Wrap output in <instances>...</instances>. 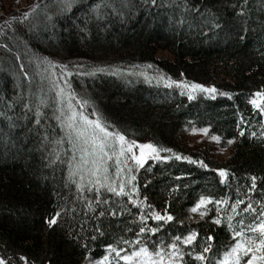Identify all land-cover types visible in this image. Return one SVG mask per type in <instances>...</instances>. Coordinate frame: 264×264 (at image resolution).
<instances>
[{
  "label": "trees",
  "instance_id": "16d2710c",
  "mask_svg": "<svg viewBox=\"0 0 264 264\" xmlns=\"http://www.w3.org/2000/svg\"><path fill=\"white\" fill-rule=\"evenodd\" d=\"M103 3L118 11L101 7L97 19L93 9ZM128 5L121 0H76L71 11L58 13L55 0H45L34 17L23 22L13 17L1 31L0 257H11L10 264H23L21 255L29 264H89L85 257L102 259L109 244L131 252L122 239L135 241L142 226L158 229L140 237L150 249L153 243L197 233L191 245H180L185 253L181 264H216L233 245L234 231L241 227L238 221L247 225L264 205V115L249 102L254 93L264 91V0H156V5L128 0ZM158 52L170 59L157 58ZM30 56L86 69L139 65L165 79L218 91L189 100L177 87L141 79L109 73L71 75L69 88L88 101L102 122L129 141L172 150L161 151L167 159L149 160L134 169L135 204L106 189H101L100 199L109 202L97 203L95 191L81 194L67 180L69 146L55 143L64 132L55 118L52 95L47 96L39 80H32ZM149 64L153 67L147 68ZM193 128H207L210 137H220L218 147L229 155L215 157L214 146L204 142L189 147L185 136ZM54 150L61 155L52 164ZM173 153L207 167L178 160ZM218 169L228 173L224 182ZM253 176L256 188L249 191ZM201 197L212 203L204 217L195 220L190 211ZM238 199L244 201L238 211L252 203L256 213H232L230 206ZM151 211L172 215L173 220L147 218L141 223V215ZM57 212V224L49 227L46 220ZM206 244L211 245L204 253L209 259L196 260Z\"/></svg>",
  "mask_w": 264,
  "mask_h": 264
},
{
  "label": "snow or ice",
  "instance_id": "6c2138e0",
  "mask_svg": "<svg viewBox=\"0 0 264 264\" xmlns=\"http://www.w3.org/2000/svg\"><path fill=\"white\" fill-rule=\"evenodd\" d=\"M124 7H128V0H121ZM145 2H150L152 5H156V0H145ZM246 2V0H245ZM76 0H55V7L58 13H66L71 11ZM47 7V5H46ZM101 7H112L114 12H117L118 9L113 7L109 3H103L102 5H97L93 11L97 13V19L101 18L100 9ZM195 11H199V8H195ZM243 15V12L239 13ZM27 18V17H25ZM48 19L51 20L52 17L48 16ZM219 27V25H216ZM243 39V37H241ZM3 45H0L2 47ZM38 65L47 64L50 68L56 67L57 65L54 62L36 58ZM62 72H65L67 75L72 73L67 70V66L60 65ZM139 68V65L133 66ZM147 68H152L153 65H146ZM23 71V69H22ZM108 70L103 67L93 68L88 75H95L97 73H105ZM120 69H113L110 74L119 73ZM136 73H129V75ZM27 75V74H26ZM139 75H145L143 71ZM62 78V77H61ZM147 79V77L145 76ZM157 79L165 80V86L171 87L175 84L177 87L182 89H188V99L191 100L194 98L193 93L196 91L214 94L218 90L213 87H205L202 84L198 83H181L178 81H172L165 79L163 76L156 77ZM51 87L58 89L56 91V97L59 99L61 106L57 108L59 115H56L61 130L64 132V136L56 140L55 143L63 147L65 142L68 144V151L71 152L70 158L67 160L68 166V177L67 180L74 184L77 192L83 194L85 191L96 193V202L97 203H108V200L101 201L100 194L101 189H106L107 192L112 193L116 197L127 196L132 203H136L134 199V194L138 195V189L136 188L133 181L136 177L131 175L133 169L129 165V161L134 162L135 165L143 167L146 157L148 154H151L154 159H160L159 153L161 151L171 152V149L166 148H157L153 144H138L136 141H129L126 139L125 135L118 130H114L112 125L104 123L101 119L97 118L95 120L90 119L88 115H85L82 110L77 111L73 105V100H75L77 105H87V100L78 99L74 93L68 92L65 94L63 88H59L56 81H50ZM181 94H184L183 92ZM221 95H227L226 93H220ZM213 98H215L213 96ZM258 98V99H257ZM254 108L259 110L261 115H264V91H257L254 93L253 98L249 101ZM41 104H44V100L40 101ZM66 104V107L64 106ZM2 115V114H0ZM37 117L41 116V112L37 111ZM92 115H96L95 112ZM36 124L40 123L39 118L35 121ZM193 132L197 130L192 129ZM205 135L208 134V129L203 128L199 130ZM240 135L243 136L244 132L241 131ZM255 136V133H252ZM47 140V137H45ZM211 139L220 142V137L212 136ZM232 140H228L227 144H232ZM133 148L140 149V155L137 156L133 152ZM147 150V152L145 151ZM53 156L50 163L54 164L57 161H60V151L54 150V154L50 153ZM176 159H185L189 163H199L201 167H207L203 161L192 160L190 157H181L180 155L173 153ZM167 159V157H165ZM115 164V172L111 171L112 164ZM125 170H127L125 172ZM218 174L222 178L221 182H224L228 178V173L224 169H218ZM256 177H251V188L249 191L256 188ZM130 190H128V186ZM226 201H216L217 204L225 203ZM207 203H212L211 198L201 197L198 203L191 208L193 213L198 212L202 208L204 211H199L201 217L206 213L205 205ZM244 204L243 200H236L230 207L232 213H235L237 216L241 212L245 213H256V209L253 208L252 203H248L246 207L238 211L239 205ZM91 207V205H89ZM151 207V206H149ZM105 213L100 212V216H103ZM112 215H115L116 212L112 211ZM60 212L55 213L52 217L46 220V223L49 227H52L57 224ZM147 218L154 219L156 221H172L173 216L165 213L161 215L159 212L151 211L148 213V216L141 215L140 220L143 223ZM229 227L231 228L232 216L228 217ZM215 223L219 224L220 219H216ZM241 225L239 230L234 231V236L239 237L234 246H231L230 249L224 251L222 257H218L216 264H241L243 257H249L244 264H264V205H262L261 210L257 215L252 217V220L245 225L244 220L241 219L238 221ZM157 228L147 229L146 227H140L139 233H137V239L135 241L123 240L124 244H127L132 247V251L128 252L127 249L123 247H118L112 244H109L107 247L108 254L104 255L101 260H92L89 257L85 259L89 260V264H112L110 260V255L115 254L116 264H120L122 261L123 264H179L183 260L184 252L181 251L180 245L185 246L191 245L196 239L197 233L190 232L187 236H175L171 243H153L151 249L149 247V242L141 240L140 237L146 232H151L155 234ZM97 232H100L103 235V232L99 227L96 228ZM245 231L252 233L254 235L246 236ZM97 237L92 236L91 239L95 240ZM212 237H207V240H211ZM119 243V242H118ZM87 247V245H85ZM211 251V245L203 246L202 252L195 254L194 258L198 261L205 262L209 258L204 255ZM191 255L192 253H188ZM20 261L23 264H29L27 257L21 255L19 257ZM11 257L4 258L0 257V264H10Z\"/></svg>",
  "mask_w": 264,
  "mask_h": 264
},
{
  "label": "rangeland",
  "instance_id": "374dc122",
  "mask_svg": "<svg viewBox=\"0 0 264 264\" xmlns=\"http://www.w3.org/2000/svg\"><path fill=\"white\" fill-rule=\"evenodd\" d=\"M44 1L45 0H0V34H1V31H3V29L10 23L9 22L7 24V21L10 20L11 18L16 17V18H18V19H16V21L23 22V21H27V19L30 16L34 17L36 9L38 7H40ZM25 17H27V18H25ZM0 45H2V44H0ZM2 48H4V47L2 46ZM157 58L170 59L169 55L166 52H158ZM28 62L30 64V68L33 71L32 80L33 79L35 81L39 80L40 83L42 84V86L44 87L43 89H45L44 91H46L47 96H49V94L52 95L56 110H57V108H59L61 106L59 99L56 97V91L58 89L52 88L50 81L55 80L58 87L63 88L65 90V94H67L68 92H71V93H74L78 99H82L78 95H76L75 92L71 91V89L69 88V85H68V80H69L70 76L74 75V74H85V75H87L93 68L92 69H86V68L82 67L81 65L76 64L74 62L67 63V62H55V61H52V62H54V64L57 65L56 67L50 68L47 64H40L39 66H37L38 61L36 60V57H31ZM60 65L67 66V70L70 71L72 74L67 75L65 72H62L61 68L59 67ZM19 67H20V69L23 68L21 63L19 64ZM117 68L120 69V71L116 75H119V76L123 77L124 79H129V78H131V80L141 79L147 83L165 86L164 80L156 78V77H158V75H154L152 73L144 71L141 68L116 67V69ZM107 70L108 71L105 73L110 74L113 69L107 68ZM141 71H143L145 73V75H139V73ZM129 73H136V74L129 75ZM145 76L147 77V79L145 78ZM178 82L185 83L184 81H178ZM188 84H190V83H188ZM172 86L177 87L175 84H173ZM177 88L181 89V91H183L187 94L189 92L188 89H182L179 87H177ZM196 94L212 95V94L203 93V92H199V91H196L193 93V95H196ZM73 105L77 111L82 110L85 115L89 116L90 119L95 120V119L99 118L97 115H92V113L94 111L90 108V106L88 104L84 105V106L77 105L75 100H73ZM64 106L66 107V104ZM57 114L59 115L58 111H57ZM196 130H197L196 132H193L192 130H190L188 133H186L185 137H186V140L188 141L187 143H188L189 147H191V146L197 147L198 145H200V143L204 142L207 145H213L214 146V153L213 154L215 155V157L224 158V157L229 155L228 150L225 148L218 147V143L216 141H213L208 134L205 135L204 133L200 132L199 131L200 129H196ZM138 144H149V143H138ZM145 151L147 152V150H145ZM133 152H135L137 156L140 155V149L139 148H133ZM69 153L71 155V152H69ZM159 155H160V159H154L151 154H148L146 157L144 165L149 160L159 161V160H164L165 157H167V155L162 154L161 152L159 153ZM110 164H112L111 171L114 173L115 172V164H114V162H110ZM129 165L133 169L131 175H134L133 174L134 169L137 170L138 168H140L139 166L135 165L134 162H132V161H129ZM126 171L127 170H125V172ZM129 187H130V185L128 186V188ZM208 204L209 203H207L205 205V208ZM204 210L205 209L202 208L199 211H204ZM199 211L196 213H193L192 211H190L191 217L195 220L201 219L202 217L199 214ZM238 239H239V237H235L234 243L232 246L235 245V243ZM181 251L183 252L182 248H181ZM106 254H108V252H106ZM110 260L112 261V264H116L114 253L110 255ZM120 264H123V262L121 261ZM179 264H181V262H179ZM241 264H244V257L242 258Z\"/></svg>",
  "mask_w": 264,
  "mask_h": 264
}]
</instances>
